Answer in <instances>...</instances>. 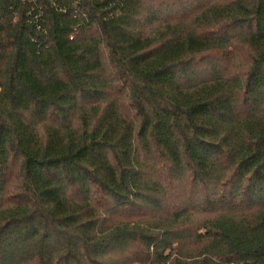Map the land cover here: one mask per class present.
<instances>
[{
    "label": "trees",
    "instance_id": "trees-1",
    "mask_svg": "<svg viewBox=\"0 0 264 264\" xmlns=\"http://www.w3.org/2000/svg\"><path fill=\"white\" fill-rule=\"evenodd\" d=\"M0 264H264V0H0Z\"/></svg>",
    "mask_w": 264,
    "mask_h": 264
}]
</instances>
